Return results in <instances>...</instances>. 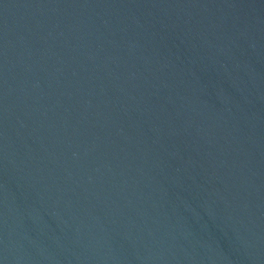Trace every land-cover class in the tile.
<instances>
[{
    "label": "water",
    "instance_id": "water-1",
    "mask_svg": "<svg viewBox=\"0 0 264 264\" xmlns=\"http://www.w3.org/2000/svg\"><path fill=\"white\" fill-rule=\"evenodd\" d=\"M0 264H264V0H0Z\"/></svg>",
    "mask_w": 264,
    "mask_h": 264
}]
</instances>
